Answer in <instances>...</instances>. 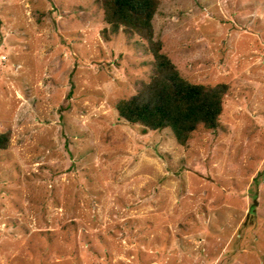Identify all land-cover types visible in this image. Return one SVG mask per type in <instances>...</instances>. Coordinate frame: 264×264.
I'll return each mask as SVG.
<instances>
[{"label": "rangeland", "instance_id": "rangeland-1", "mask_svg": "<svg viewBox=\"0 0 264 264\" xmlns=\"http://www.w3.org/2000/svg\"><path fill=\"white\" fill-rule=\"evenodd\" d=\"M161 52L226 84L180 146L114 104L149 80L98 0H0V264H264V0H159Z\"/></svg>", "mask_w": 264, "mask_h": 264}, {"label": "trees", "instance_id": "trees-1", "mask_svg": "<svg viewBox=\"0 0 264 264\" xmlns=\"http://www.w3.org/2000/svg\"><path fill=\"white\" fill-rule=\"evenodd\" d=\"M98 2L103 21L143 40L152 58L149 80L141 83L134 95L114 104L118 117L149 131L168 129L180 146L199 128L216 129L228 86L195 84L179 75L170 59L161 52V42L154 39L152 20L159 0ZM8 139V133L0 134V150L7 147Z\"/></svg>", "mask_w": 264, "mask_h": 264}]
</instances>
